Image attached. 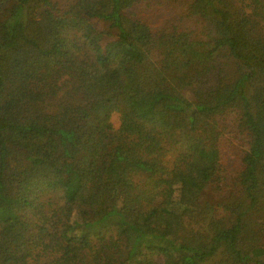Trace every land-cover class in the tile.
Returning <instances> with one entry per match:
<instances>
[{"label": "trees", "instance_id": "trees-1", "mask_svg": "<svg viewBox=\"0 0 264 264\" xmlns=\"http://www.w3.org/2000/svg\"><path fill=\"white\" fill-rule=\"evenodd\" d=\"M0 264H264V0H0Z\"/></svg>", "mask_w": 264, "mask_h": 264}, {"label": "rangeland", "instance_id": "rangeland-1", "mask_svg": "<svg viewBox=\"0 0 264 264\" xmlns=\"http://www.w3.org/2000/svg\"><path fill=\"white\" fill-rule=\"evenodd\" d=\"M112 121L116 127L121 126L123 123V117L120 116V113H114L112 116Z\"/></svg>", "mask_w": 264, "mask_h": 264}]
</instances>
